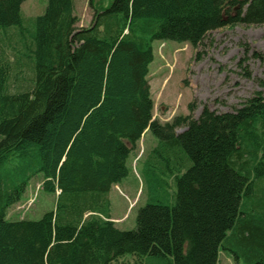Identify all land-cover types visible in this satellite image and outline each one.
Returning <instances> with one entry per match:
<instances>
[{"label": "trees", "instance_id": "1", "mask_svg": "<svg viewBox=\"0 0 264 264\" xmlns=\"http://www.w3.org/2000/svg\"><path fill=\"white\" fill-rule=\"evenodd\" d=\"M24 1L0 0V42L15 30L20 44L12 60L0 51V264H116L125 254L217 264L220 248L264 264V91L231 111L203 105L197 117L192 102L160 122L148 82L154 40L196 49L211 30L264 23V0H111L102 9L89 0L85 27L73 0H46L31 29ZM146 130L157 139L142 160L146 203L135 227L120 230L108 193ZM33 177L58 191L53 208L8 218Z\"/></svg>", "mask_w": 264, "mask_h": 264}, {"label": "rangeland", "instance_id": "2", "mask_svg": "<svg viewBox=\"0 0 264 264\" xmlns=\"http://www.w3.org/2000/svg\"><path fill=\"white\" fill-rule=\"evenodd\" d=\"M46 0H25L22 3L24 24L43 12ZM77 26H88L93 14L89 0H73ZM111 0H93L99 9L109 6ZM10 39L0 42L2 51L10 60L14 59L11 46L16 44L15 30L9 31ZM27 36L28 31H26ZM153 60L149 64L148 82L153 100V119L171 121L174 116L189 113L188 105L195 104L192 112L197 117L203 105L217 112L231 111L258 91H264V23L258 25L237 24L209 31L203 45L196 49L189 43L172 40L152 42ZM198 53V57H197ZM25 62L21 82L27 85L31 72ZM15 82L10 88H16ZM157 143L156 137L146 130L130 151L127 159L129 173L108 193L109 215L120 230H129L136 225L138 209L147 199L142 160L146 152ZM41 177H33L22 199L7 212L10 219L37 220L54 206V194L41 188ZM172 188H174L172 186ZM262 195V194H261ZM264 196V195H263ZM260 197L259 192L243 198V207L252 206ZM262 214V213H261ZM218 264H243L234 261L228 251L218 250ZM116 264H169L163 258L138 257L131 254L121 256Z\"/></svg>", "mask_w": 264, "mask_h": 264}, {"label": "crops", "instance_id": "3", "mask_svg": "<svg viewBox=\"0 0 264 264\" xmlns=\"http://www.w3.org/2000/svg\"><path fill=\"white\" fill-rule=\"evenodd\" d=\"M232 258V257H231ZM233 259V258H232ZM218 260H219V254H218ZM217 264H218V262H217Z\"/></svg>", "mask_w": 264, "mask_h": 264}]
</instances>
